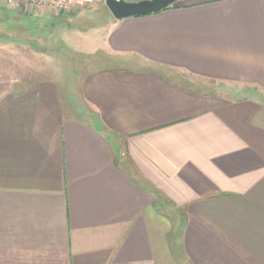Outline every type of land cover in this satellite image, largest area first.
<instances>
[{
    "label": "crops",
    "instance_id": "crops-1",
    "mask_svg": "<svg viewBox=\"0 0 264 264\" xmlns=\"http://www.w3.org/2000/svg\"><path fill=\"white\" fill-rule=\"evenodd\" d=\"M0 9L57 24L39 39L55 49L82 40L115 61L77 83L84 117L51 78L0 92V264H264V0L104 13L87 30L88 9Z\"/></svg>",
    "mask_w": 264,
    "mask_h": 264
},
{
    "label": "rangeland",
    "instance_id": "rangeland-1",
    "mask_svg": "<svg viewBox=\"0 0 264 264\" xmlns=\"http://www.w3.org/2000/svg\"><path fill=\"white\" fill-rule=\"evenodd\" d=\"M81 11L83 13V17L81 20H78L79 22L77 21V23L81 26L80 28H85V30H87L86 26L89 24H101L104 18V13L111 14L110 10L106 6L105 0H94V3L87 11ZM16 15V12L0 9V39L3 43L0 44V47L3 48V82L1 83L0 88L1 95H8V93L12 92L16 85L20 86V84L22 85V83L27 82L28 80L51 78L59 83L66 102L76 106L73 113L84 117L77 92V85L79 84L82 74L85 73V70L101 66L106 62L113 63L115 61L106 59L100 54L88 56L78 48L75 49L73 46H82V40L76 41L78 44L72 43L71 47L67 45L59 49H55V47L57 48L56 45L52 46L51 44H44L41 42L43 38L49 37L53 40V42L54 39L56 40V38H58L59 29L57 24H48L46 20L30 15L23 17H18ZM8 16L16 18L15 20H12L11 18H8ZM7 18L9 20H7ZM4 26H23L24 28H27V32H31L30 34H27L35 38L34 44H39L41 47L45 48V51L38 50L35 45H33L34 50L30 49L29 44L14 40L15 37H17V39H19V37H28L25 35L26 33L24 30L22 33H16L15 31L11 32V30H7ZM79 32L80 31H76L75 33L79 34ZM88 32L89 31H85V33ZM10 35L14 37L13 40L10 39ZM40 37H42L41 41H39ZM75 39L79 40L81 38L77 37ZM36 51L43 52L44 54H38ZM86 51L88 50L86 49ZM184 81L187 86L203 92H211L215 87L211 81H205L194 76H186ZM112 136L114 140H118L116 136ZM171 210L175 212L181 209L171 206ZM176 216L175 228L171 234V238L177 245L180 240V228L182 226L183 219L179 218L180 213H178V215L176 213L175 217Z\"/></svg>",
    "mask_w": 264,
    "mask_h": 264
},
{
    "label": "built area",
    "instance_id": "built-area-1",
    "mask_svg": "<svg viewBox=\"0 0 264 264\" xmlns=\"http://www.w3.org/2000/svg\"><path fill=\"white\" fill-rule=\"evenodd\" d=\"M94 0H0V6L22 9L26 14L65 16L76 8L88 9Z\"/></svg>",
    "mask_w": 264,
    "mask_h": 264
},
{
    "label": "water",
    "instance_id": "water-1",
    "mask_svg": "<svg viewBox=\"0 0 264 264\" xmlns=\"http://www.w3.org/2000/svg\"><path fill=\"white\" fill-rule=\"evenodd\" d=\"M179 1L181 0H105V3L112 15L116 19L122 20L128 17L157 13Z\"/></svg>",
    "mask_w": 264,
    "mask_h": 264
}]
</instances>
